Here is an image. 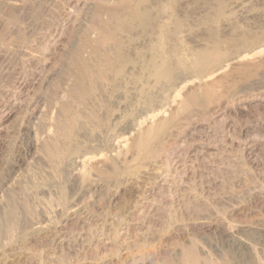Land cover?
I'll return each instance as SVG.
<instances>
[{
	"label": "rangeland",
	"instance_id": "374dc122",
	"mask_svg": "<svg viewBox=\"0 0 264 264\" xmlns=\"http://www.w3.org/2000/svg\"><path fill=\"white\" fill-rule=\"evenodd\" d=\"M0 264H264V0H0Z\"/></svg>",
	"mask_w": 264,
	"mask_h": 264
},
{
	"label": "bare ground",
	"instance_id": "6f19581e",
	"mask_svg": "<svg viewBox=\"0 0 264 264\" xmlns=\"http://www.w3.org/2000/svg\"><path fill=\"white\" fill-rule=\"evenodd\" d=\"M165 1V0H164ZM156 31V30H155ZM157 33V32H156ZM167 38V37H166ZM158 39V38H157ZM169 52H171V51H169ZM175 52V51H174ZM172 56H173V54H172ZM149 58V57H148ZM233 61V60H232ZM162 66V65H161ZM204 78V77H203ZM199 86V85H198ZM129 135V134H128Z\"/></svg>",
	"mask_w": 264,
	"mask_h": 264
}]
</instances>
